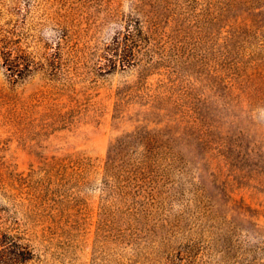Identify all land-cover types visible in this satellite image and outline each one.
Returning <instances> with one entry per match:
<instances>
[{
    "label": "rangeland",
    "instance_id": "374dc122",
    "mask_svg": "<svg viewBox=\"0 0 264 264\" xmlns=\"http://www.w3.org/2000/svg\"><path fill=\"white\" fill-rule=\"evenodd\" d=\"M135 1L0 0V44L60 73L0 64L1 242L19 264H264V0H139L122 65L107 6Z\"/></svg>",
    "mask_w": 264,
    "mask_h": 264
},
{
    "label": "trees",
    "instance_id": "16d2710c",
    "mask_svg": "<svg viewBox=\"0 0 264 264\" xmlns=\"http://www.w3.org/2000/svg\"><path fill=\"white\" fill-rule=\"evenodd\" d=\"M92 1L98 2L100 0ZM159 1L166 2V0ZM132 5L134 11L130 10L124 13L112 12V7L107 6L108 16L116 22L123 21L122 28L124 29L119 31L111 42L106 43V50L114 49L113 55L120 58L119 61L122 65H127L126 63L132 61L136 48L146 38L142 23L149 19L147 10L143 8V4L139 0L132 2ZM72 49L74 54L77 55L79 49L77 47ZM0 64L4 69V74L13 82L26 78L33 69L37 68L43 69L44 72L52 76L60 74L55 64H50V68L45 67L43 61L36 60L31 52L24 50L14 41H9V39H3L0 44ZM2 236L10 237L5 232H2ZM1 241L2 239H0V264H19L34 257L32 249L27 244H21L14 240L9 243H2Z\"/></svg>",
    "mask_w": 264,
    "mask_h": 264
}]
</instances>
